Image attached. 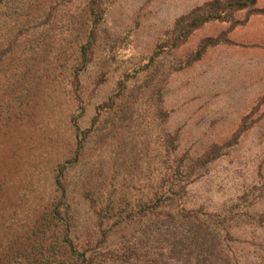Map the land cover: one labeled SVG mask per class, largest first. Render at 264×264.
<instances>
[{"label": "rangeland", "instance_id": "obj_1", "mask_svg": "<svg viewBox=\"0 0 264 264\" xmlns=\"http://www.w3.org/2000/svg\"><path fill=\"white\" fill-rule=\"evenodd\" d=\"M91 1L0 0V264H132L168 195L264 248V12L183 37L211 0Z\"/></svg>", "mask_w": 264, "mask_h": 264}, {"label": "trees", "instance_id": "obj_2", "mask_svg": "<svg viewBox=\"0 0 264 264\" xmlns=\"http://www.w3.org/2000/svg\"><path fill=\"white\" fill-rule=\"evenodd\" d=\"M99 5L95 0L90 3L97 18L103 14ZM243 9L248 12H264V8L257 7L256 0H211L188 15L179 17L175 27L179 31L178 34L185 37L205 22L226 21L235 11ZM96 34L94 31L90 41L81 47L82 56L86 57L91 52ZM206 40L213 41L211 38L202 40L200 48L212 43ZM197 55H200V51H197ZM214 151L215 148L202 157L210 156ZM168 196L167 211L157 216L158 221L168 227L164 243L159 248L157 246L148 251H140L138 247L133 248L134 246L121 248L118 253L120 259L133 256L132 264H264V248H261L260 244L254 249L241 250L231 243L232 234L225 221L222 225H215L202 217L197 210H187L177 205V196ZM254 218L257 224L264 222V211L257 213ZM80 261L88 260L80 257ZM86 264H90V261Z\"/></svg>", "mask_w": 264, "mask_h": 264}]
</instances>
